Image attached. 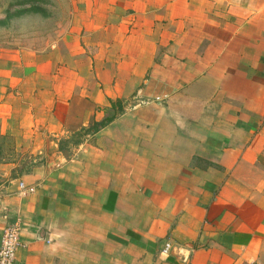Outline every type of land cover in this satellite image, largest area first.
<instances>
[{
	"label": "crops",
	"instance_id": "0c3cea01",
	"mask_svg": "<svg viewBox=\"0 0 264 264\" xmlns=\"http://www.w3.org/2000/svg\"><path fill=\"white\" fill-rule=\"evenodd\" d=\"M67 1L59 47L0 51L13 264H261L264 0Z\"/></svg>",
	"mask_w": 264,
	"mask_h": 264
},
{
	"label": "rangeland",
	"instance_id": "374dc122",
	"mask_svg": "<svg viewBox=\"0 0 264 264\" xmlns=\"http://www.w3.org/2000/svg\"><path fill=\"white\" fill-rule=\"evenodd\" d=\"M67 0H0V51L49 52L76 26ZM264 264V250L262 254Z\"/></svg>",
	"mask_w": 264,
	"mask_h": 264
},
{
	"label": "built area",
	"instance_id": "2783aa9c",
	"mask_svg": "<svg viewBox=\"0 0 264 264\" xmlns=\"http://www.w3.org/2000/svg\"><path fill=\"white\" fill-rule=\"evenodd\" d=\"M20 187L23 188V185L21 184ZM19 246V227L16 225L7 227L0 242V264H13L15 252ZM170 248L169 243L165 244L162 252L166 254Z\"/></svg>",
	"mask_w": 264,
	"mask_h": 264
},
{
	"label": "trees",
	"instance_id": "16d2710c",
	"mask_svg": "<svg viewBox=\"0 0 264 264\" xmlns=\"http://www.w3.org/2000/svg\"><path fill=\"white\" fill-rule=\"evenodd\" d=\"M114 118V116L112 117H108L104 120H102L101 122L95 124V125H91L89 127V131L90 132H96L97 130H99L100 128L104 127L105 125H107L112 119Z\"/></svg>",
	"mask_w": 264,
	"mask_h": 264
}]
</instances>
